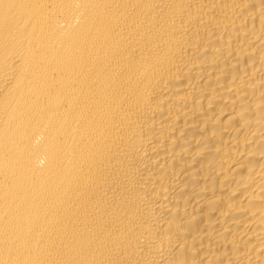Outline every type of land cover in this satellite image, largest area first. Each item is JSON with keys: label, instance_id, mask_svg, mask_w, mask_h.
Returning a JSON list of instances; mask_svg holds the SVG:
<instances>
[{"label": "bare ground", "instance_id": "obj_1", "mask_svg": "<svg viewBox=\"0 0 264 264\" xmlns=\"http://www.w3.org/2000/svg\"><path fill=\"white\" fill-rule=\"evenodd\" d=\"M0 264H264V0H0Z\"/></svg>", "mask_w": 264, "mask_h": 264}]
</instances>
